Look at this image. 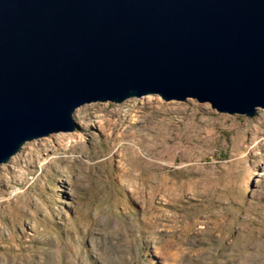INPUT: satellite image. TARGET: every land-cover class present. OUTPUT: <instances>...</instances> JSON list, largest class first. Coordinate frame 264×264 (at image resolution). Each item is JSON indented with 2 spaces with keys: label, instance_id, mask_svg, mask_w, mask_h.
I'll return each instance as SVG.
<instances>
[{
  "label": "rangeland",
  "instance_id": "1",
  "mask_svg": "<svg viewBox=\"0 0 264 264\" xmlns=\"http://www.w3.org/2000/svg\"><path fill=\"white\" fill-rule=\"evenodd\" d=\"M0 164V264H264V109L90 102Z\"/></svg>",
  "mask_w": 264,
  "mask_h": 264
},
{
  "label": "water",
  "instance_id": "2",
  "mask_svg": "<svg viewBox=\"0 0 264 264\" xmlns=\"http://www.w3.org/2000/svg\"><path fill=\"white\" fill-rule=\"evenodd\" d=\"M145 94L264 109V0H0V164Z\"/></svg>",
  "mask_w": 264,
  "mask_h": 264
}]
</instances>
